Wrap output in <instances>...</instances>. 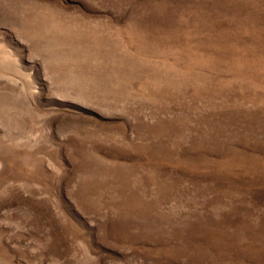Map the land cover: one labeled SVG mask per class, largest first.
Segmentation results:
<instances>
[{
    "label": "rangeland",
    "instance_id": "obj_1",
    "mask_svg": "<svg viewBox=\"0 0 264 264\" xmlns=\"http://www.w3.org/2000/svg\"><path fill=\"white\" fill-rule=\"evenodd\" d=\"M0 264H264V0H0Z\"/></svg>",
    "mask_w": 264,
    "mask_h": 264
}]
</instances>
